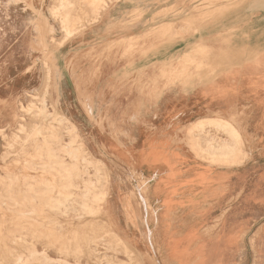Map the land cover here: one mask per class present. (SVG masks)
I'll list each match as a JSON object with an SVG mask.
<instances>
[{
  "label": "rangeland",
  "instance_id": "374dc122",
  "mask_svg": "<svg viewBox=\"0 0 264 264\" xmlns=\"http://www.w3.org/2000/svg\"><path fill=\"white\" fill-rule=\"evenodd\" d=\"M60 1L62 0H0V194L4 193L7 175H15L20 179L15 189L20 188L22 177L25 175L42 176L41 171H31L26 167L29 161H37V153L28 144L21 146L20 141L13 143V139L15 136L23 138L18 125L19 107H27L30 102L37 107L41 106L40 96L32 99L25 98L23 94L42 88L40 71L43 57L37 43L39 41L37 28L46 22L55 29L52 37L57 41L61 39L62 33L49 12ZM71 1L76 2L78 6L83 4L81 0ZM117 1L105 0L108 7L101 3L99 15L102 17L107 8L112 7ZM262 5L256 7L254 3L246 4L245 1L236 0H203L200 5H190V11L186 6L181 7L180 12L175 14L177 19L173 24L157 27L152 31L153 37L158 35L157 38L160 39L157 42L150 41L149 36L142 40L124 41L115 40L118 36L110 35L108 31L103 35L95 34L96 29L97 31L103 29L101 17L95 22L91 21L84 30L68 40L60 48V58L57 60L61 77L57 76V69L53 70L52 77L55 74L56 77L49 90L51 93L60 94L59 112L65 115L75 128L73 134L75 144L72 146H81L83 155L91 161V164L85 167L88 176L83 175V178L90 176L89 178L93 180L94 166L99 165V168L101 164L106 166L111 171L112 184L114 183L111 195L106 205L100 201H92L93 211L89 215H82L75 209L65 216L47 211L44 218L40 215L41 207L36 201L34 204L36 213L31 215L36 221L31 226L27 223L21 225V218L0 201V264H12L14 262L12 256L15 254L23 256L22 264H60L62 261L73 264L77 256L67 255L62 249L66 239L71 238L74 232L79 237H96L98 240L102 237L104 243L99 242L101 244L98 248L104 249L101 252L106 253V257L115 254V257L125 264H150L137 253L132 254V258L128 260L119 248H116L117 251L105 250L108 246V231L113 225L124 239L132 240L120 200L131 193L133 201L136 202V186H145L143 189L149 192L154 181H149L147 179L149 174L145 172L143 178L140 175L142 171L131 174L126 163L134 164V159L139 154L151 152L144 144L159 127H166L168 135L171 136V151L161 153L175 156L176 174L175 179L171 178L173 181L166 184L165 199L159 201L154 194L150 203H143V216L146 218H144L146 224H149L145 230L162 228L169 233L171 264H180V261L181 264H253L255 256L253 239L260 238V248L264 245V131L253 128L249 117L260 118L262 113L259 114L257 110H264V106H254V113L249 115L242 113L240 105H234L233 112L224 116L221 115L224 110L219 105L212 109L206 107L204 110L195 89H192L187 96L185 95V112L183 111L180 116L174 115V118L168 117L169 121L164 119L153 121L140 116L138 107L127 103L137 95L144 97L149 91L150 85L144 79L136 82L137 70L152 64L156 59L155 54L166 47H173L174 58L170 62L172 72L159 74L165 84L168 76L189 77L188 84L194 86L199 83L198 80L213 78L214 74L201 71L211 70L215 65L214 49L196 48L190 52L192 54L187 59H183L180 57L182 53L197 44L189 43L185 39L207 33L211 38L221 40L218 44L222 48L218 50L217 56H228L233 47L231 39L236 37L239 28L246 25L253 9L264 10V3ZM75 13L81 15L79 9ZM167 37L174 40L161 41ZM46 38L48 39V35ZM46 103L50 104V101L46 100ZM48 111L51 112L49 106ZM238 117L241 120L236 122ZM208 118L228 120L232 126L236 124L234 127L245 141L243 149L246 157L242 164L232 169L226 179H222L223 182L220 179V184L216 183L219 179L217 168H210L202 159L195 158L185 137L190 125L193 126L198 120L207 123ZM29 122L28 116L21 121L24 125H28ZM191 132L197 134L196 130ZM201 134H206L197 138L201 141L218 134L219 137L226 138L220 136L224 134L223 132L216 131L210 126L205 127ZM63 140L69 143L70 136L64 134ZM64 159L68 161L67 157ZM203 173L207 177L201 178L204 182L208 179L207 187L196 183L198 180L196 178ZM44 177L50 179L48 174ZM80 188L83 190L82 184ZM217 190L222 192L207 199L206 193L209 194L210 191L217 193ZM191 193L198 195L196 207L190 206L192 198L187 199ZM180 198H183L181 201L183 205L178 207L175 216L174 210H171L172 215L161 223V219L166 217L162 218L159 215H167L162 208L167 207L168 201L178 204ZM135 206L138 207L136 204ZM109 211L113 214L112 217ZM72 213L74 214L71 215ZM170 224L173 228L169 232L167 228ZM28 228L34 233L29 232L25 235V242L11 241L13 235H19ZM136 249L145 253L141 245H137ZM28 250L36 252L37 260L26 258ZM78 256L79 264H93L91 258ZM151 257V264H156L155 260L157 263L161 260L160 254L156 259ZM257 263L264 264V254H260L259 251Z\"/></svg>",
  "mask_w": 264,
  "mask_h": 264
},
{
  "label": "bare ground",
  "instance_id": "6f19581e",
  "mask_svg": "<svg viewBox=\"0 0 264 264\" xmlns=\"http://www.w3.org/2000/svg\"><path fill=\"white\" fill-rule=\"evenodd\" d=\"M104 1L105 0H81L83 4L81 6H78V4L76 5V2H72L71 0H62L59 2V4L56 7H53L49 12L51 18L54 20V23L55 21L57 22L58 28L62 33V37L59 41H57L52 37L55 32L54 27L47 24L46 22H43L42 23L43 25H40L37 28L38 38H39V41L37 43L43 57L42 68L40 67L41 68L40 75L42 74L43 85L41 90L39 91L33 90L32 92H25L23 95L25 98H32V99H35L36 97L40 96L42 102L40 103L41 104L40 107H37L33 102H30V104L27 107H22V106L19 107L20 115L18 117L20 119V122L18 123V125H19V131L23 133V138H19L18 136H15L13 139V143H18V141H20L21 146H23L24 144H28L34 150V152L37 153V161L36 162L29 161L26 164V167L28 170L31 171H37V170L41 171L42 176L38 177V175L37 176L25 175L22 177V184L20 188L15 189V185L17 184L18 181H20V179L15 175H7L6 176L7 183H5L6 187L4 189V193L0 194V201L4 203L7 209L11 210L12 212H15L16 216L21 218V225H23V223H27L28 226H31L36 221V219H34L31 216L33 213H36V210L34 208V204H36V201L39 203L41 207L39 211L40 215H43L44 218H46L44 213L47 211L65 216L66 214H68L69 211H75V209L76 211L81 212L82 215L84 214L89 215V213L93 211V206H91L92 201L95 202L100 201L102 202L103 205H106L109 201L111 195V189L113 188V184H114V183L112 184L111 171L102 164L100 165V168L99 165H95L94 179L92 180L91 178H89L90 176L83 178V175H87L85 171V167L91 164V161L83 155V150L81 149V146L80 147L72 146V144H75L73 137L75 128L73 124L69 121V119L65 115L59 112L58 98L60 97V94L57 95L56 93H51V91L49 90L51 87V83L53 82V79H55L56 77L55 75L57 74L59 78L61 77L60 76L61 69L59 70L57 65V60L58 58H60L59 55L60 48L68 40L72 39L76 34L84 30L86 25L91 23V21L95 22L97 19L101 17L98 13V9L101 7V3L105 4V7H108V5ZM77 9L81 11V15H79L80 13L79 14L75 13ZM47 35H48V39L46 38ZM188 57L189 56L186 55L183 57V59H187ZM56 69L57 72L52 77V72L53 70L55 71ZM143 71H145L144 68L138 71L136 76L137 82L140 81V79L143 76H145ZM189 80H190L189 77L181 78L178 75L168 76V78L166 79L167 84L173 87H176L177 84L180 83L182 88L185 89V92L188 93L192 89H194L195 86H197V84L195 86L189 85L188 84ZM207 81H209V79L206 80V82ZM197 82H200V80H198ZM152 83H153L152 84L153 87L151 91L150 92L148 91L145 95L149 99L154 98L156 96V88H157L156 82L153 81ZM46 100H49L50 104H47ZM183 104L185 105V103ZM48 106L51 107V112L48 111ZM25 116H28L30 118V122L28 125H24L21 123V121L25 119ZM233 117L235 118V116ZM171 118L174 117L172 116ZM238 118L236 122L238 120H241L240 118L239 119ZM202 121L203 120H198V122H196L193 126L190 125V128H188L185 132V137L188 140V144L190 145L195 155V158L198 157L202 159V161L206 162L210 168L212 167L217 168L219 179L216 183L219 182L221 183V181L223 182V180L226 179L227 175L230 173L232 169H234L235 167H239L242 164L243 159L246 157V153L243 149L244 140H242L240 133L236 130V127H234L236 124L235 125L233 124L234 126H232L231 125L232 123L230 124L228 120L225 121L223 119L210 118L207 123H204ZM237 124H239V122ZM207 126L208 127L210 126L211 128L212 127L215 128L216 131L223 132L224 134L220 136H225L226 138L223 139L219 137L218 134L216 136L211 135L212 136L211 138L204 137L205 139H203V141L197 139L198 137L203 135L201 134V132ZM192 130H196L197 134L192 133L191 132ZM64 134L70 136L69 143L64 142L63 140ZM200 145H202V147ZM64 157H67L68 161H66ZM134 161H135L134 164L126 163L128 167V171L131 174L137 173L138 171H142L140 175L143 178H144V174L148 173L149 176L147 179L149 181H154V185L149 192H146L145 189H143L145 186L137 185L135 188V190L137 191L135 197L136 202L133 201V195L131 193L129 195L125 194L126 196L121 198L120 204L124 212V218L127 228L129 230V233L132 235V240L127 241L126 239H124L121 236L119 230L116 228V226L113 225L111 230L108 231V237H107L108 246L105 252H107L108 250L117 251L116 248H119L121 250V253L128 260L132 258L131 256L132 254L137 253L139 257L141 256L142 259L145 260V262H148L150 264L152 262L151 256L155 257L156 259V257H158L160 254L161 260H159V263H157L156 262L157 260H155L156 264H171L170 258L172 254H171V247L169 245V243L171 242V237L167 234L165 230L163 231L162 228L161 229L157 228L156 230L152 229L151 231L147 230L148 228H146L145 230L146 225L149 224H146V220H145L146 218L143 216L144 215L143 203H150V201L153 199L154 194H156L157 200L159 201H161V199L166 198V194H167L166 184L168 181L172 182L173 179L171 178H174L176 174L175 156H173V154H169V153L164 154L155 150L149 152L148 154L147 153L139 154V156L135 158ZM81 162L83 164H80ZM45 174L50 175V179L45 178L44 177ZM199 177L206 178L207 176H205V173L199 175L196 178L198 180L196 179L195 180L198 183H202V184L205 183L203 186L207 187L206 185H208V183L206 182L208 181V179H206L205 180L206 182H204V180ZM220 179L221 181H219ZM3 181L5 180L3 179ZM81 184L83 186V190H81L80 188ZM95 190H98V192H95ZM221 192L222 191L219 190H217V193H213L212 191H210L209 194L206 193L205 196L207 197V199H209L212 196L213 197L218 196V194H220ZM91 195L93 196L89 197ZM197 196L198 195L192 198L193 202H191L190 206L192 205V207H196V204L199 201L197 199L198 198ZM167 198H169V196ZM173 203L171 201H168L167 207L162 208L163 212L167 215H163V214L159 215L162 218L166 217L163 220L161 219L162 221L161 223H163L165 220L167 221V218L172 215L170 211L174 210L175 204L173 205ZM135 204L138 205V207L135 206ZM178 206L181 207V205ZM149 208L150 207L148 206V209ZM108 213L111 217L113 216V214L110 211ZM73 214L74 213H72L71 215ZM96 222H98V220H96ZM25 231L27 232L25 233ZM25 231L20 232L19 235H13L11 237V241L14 243H17L18 241L25 242V235H27L29 232L31 234L34 233L33 231H30L29 228ZM101 238L98 240L96 237H79L76 234V232H74L71 238L66 239L64 243L65 245L62 250L67 255L73 254L77 256V259L73 262V264H79L80 260L78 255H84L87 256L88 258H91L93 264H104V262L105 264H125L124 261L118 260L115 257V254H113L112 257H106V253L103 252L104 249L98 248L99 245L101 244L99 242L104 243V241L101 240ZM259 241L260 238H255L252 241L253 252L255 254L253 264H258L257 263L258 251L260 252V254L261 253L264 254V245L263 247L260 248ZM137 245H141L145 253H141L140 251L139 253L138 249H136ZM102 246L105 247V245ZM101 250L103 251L101 252ZM157 250H158V255H156ZM12 258L14 259V262H12V264L23 263V256L21 254H15L12 256ZM26 258L37 260L36 252L28 250V254ZM181 263L182 261H180V264ZM60 264H70V263L62 261V263Z\"/></svg>",
  "mask_w": 264,
  "mask_h": 264
},
{
  "label": "crops",
  "instance_id": "0c3cea01",
  "mask_svg": "<svg viewBox=\"0 0 264 264\" xmlns=\"http://www.w3.org/2000/svg\"><path fill=\"white\" fill-rule=\"evenodd\" d=\"M201 1L203 0H118L112 7L107 8L102 15L100 23L103 29L102 31L96 29L95 34L103 35L105 31H108L110 35L118 36L115 40L124 41L130 39L142 40L149 36L150 41L157 42L160 39L157 38L158 35L153 37V30L157 27L173 24L177 19H175V14L180 12L181 7L186 6L187 10L190 11L192 5H200ZM236 1H245L246 4L254 3L256 7H260L264 3V0ZM183 19L185 18L183 17ZM213 35L216 36V34ZM173 40L172 37L161 39V41ZM185 41L197 44L185 50L180 56L181 58L186 55L190 56L192 54L190 52H193L196 48L214 49L215 56L213 59L215 65L211 70L201 71V73L214 74L213 78H208L209 81L207 82L208 79L200 81L194 88L196 96L200 101L202 100L201 103L204 109L206 107L212 109L219 105L224 110L221 115L228 116L233 112L232 106L240 105L242 113L250 115V113H254V106H264V10L262 8L253 9L246 25L238 29L236 37L231 39L233 47L228 56H217L218 50L222 48L218 44L221 40L216 37L211 38L207 33L198 34L194 38L185 39ZM206 44L208 45L206 46ZM155 56L156 59L152 64L140 67L137 73L144 68L143 73L145 76L140 80L144 79L149 83V92L153 87L152 82H156V96L149 99L146 96L137 95L135 98L129 99L131 101L127 104L135 108L138 107L137 110L140 116L153 121L157 119L169 121L170 119H167V117L180 116L183 113L181 111L186 108L183 103H185V95H188V92H185L181 84L178 83L176 87H173L168 85L167 81L165 84L159 77V74L163 72H172L170 62L174 58L173 47H166L157 52ZM178 110H180V113ZM258 111L262 113V116L260 118L249 117V122L256 123H252L253 128L264 131V110ZM165 128H157L155 133L148 137L144 147L147 146L150 151H171V136L168 135V130ZM194 196L191 193L187 199L190 200ZM182 200L183 198H180L178 204H176L177 206L175 205L174 216L179 207L178 205H183L181 204L183 203ZM168 228L167 230L170 232L173 226L170 224Z\"/></svg>",
  "mask_w": 264,
  "mask_h": 264
}]
</instances>
